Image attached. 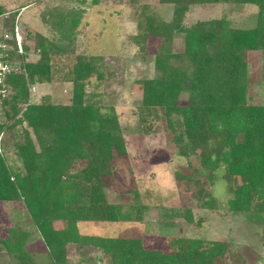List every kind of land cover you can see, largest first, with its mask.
<instances>
[{
    "label": "trees",
    "instance_id": "1",
    "mask_svg": "<svg viewBox=\"0 0 264 264\" xmlns=\"http://www.w3.org/2000/svg\"><path fill=\"white\" fill-rule=\"evenodd\" d=\"M100 1L79 0L73 5L71 0H57V4L42 8L40 18L59 27V34L70 43L71 33L86 8ZM194 2L254 4L255 24L248 28L233 27L227 17L221 16L186 26V15L193 2L159 0L162 5H170L167 19L148 3L137 4V31L128 35L129 40L146 54L148 36L158 38L153 62L155 75L143 82L141 107L164 118L179 155L186 157L195 148L200 149V164L208 171L209 180L221 164L226 167L232 194L227 208L233 214L261 220L260 240L264 244V104L249 101L246 60L248 50L264 52V0ZM3 14L0 6L1 28L12 29L15 17ZM175 33H183V43L176 51L171 48ZM32 35L33 48L40 58L25 65L31 81L37 75L48 76L51 54L68 52L67 43L57 45L38 33ZM24 49L27 52L26 44ZM97 60L100 65L102 56H79L71 71L68 70L74 84L69 104L29 103L21 116L11 122L9 128L13 129L25 120L35 140L25 128L17 131L13 144L22 165L16 170L11 169L0 152V200H24L42 234L51 264H66L64 247L70 240L100 247L110 264H232L225 259L230 248L226 241L177 237L170 240V251L163 252L145 248L136 237L76 232L77 220L110 221L122 216L120 206L109 203L103 191L111 174L113 155L124 152L117 115L112 106L102 110L85 101V80L93 71L98 72ZM11 83L9 118L17 114L27 99L24 75H13ZM181 95L186 98L185 103L180 101ZM211 141H217L214 150L209 149ZM73 160L85 164L69 174ZM67 177H72L70 196L74 203L64 207L62 198L69 191L65 190ZM202 202L204 207L215 206L213 196ZM55 219H69L73 227L52 229L51 222ZM16 238L9 237L5 245L18 249ZM20 259L24 263L27 257ZM27 260V264H32ZM233 262L249 264V258L235 256Z\"/></svg>",
    "mask_w": 264,
    "mask_h": 264
},
{
    "label": "rangeland",
    "instance_id": "2",
    "mask_svg": "<svg viewBox=\"0 0 264 264\" xmlns=\"http://www.w3.org/2000/svg\"><path fill=\"white\" fill-rule=\"evenodd\" d=\"M71 1L73 5L79 3V0ZM130 1L101 0L90 6L83 2L89 7L68 43L59 34V27L46 24L40 18L42 8L46 4H57V0H0L3 16L18 17L20 29L28 35L25 52L28 62L40 58L38 50L33 48L34 33L57 45L68 44V52L51 54L52 67L48 76L37 75L33 81L25 78L27 99L17 114L8 117L11 115L10 104L0 114V152L12 170L20 168L21 159L13 144L16 133L25 128L33 140L35 138L25 120L13 129L9 128L11 122L21 116L29 103L69 104L74 84L68 70L71 71L79 56H102L100 65L97 60L98 72L93 71L85 80V101L95 103L102 110L112 106L117 115L124 152L113 155L111 174L107 176L103 191L109 203L120 206L122 216L110 221L77 220L74 224L76 232L80 235L136 237L145 248L163 252L170 251V240L177 237L226 241L230 247L225 256L227 263L234 264L235 256H243L249 258V264H264V244L260 240L262 221L233 214L227 208V200L232 194L226 167L221 164L209 180L208 171L200 164V149L195 148L186 157L179 155L164 118L149 114L141 107L143 82L155 75L153 62L158 38L148 36L146 54L129 40L128 35L137 31L135 7L148 3L165 19L170 17L171 8L160 4L159 0ZM186 1L195 3L186 15V26L200 19L221 16L227 17L233 27L248 28L255 24L257 7L254 4ZM1 19L2 15L0 28ZM182 43L183 33H175L172 50L176 51ZM246 60L249 101L264 104V52L248 50ZM179 99L186 102L182 95ZM215 146L217 141H211L209 149L214 150ZM84 164L73 160L68 173ZM71 178L65 179V190L69 191L62 198L64 207L74 203L70 196L73 191ZM210 196L214 197L215 206L204 207L202 201ZM72 227L69 219L51 222L52 229L70 230ZM9 237H17L18 249L5 245L4 241ZM0 239V264H27V259L32 264H51L42 234L22 198L0 200ZM21 257H27L24 263ZM64 257L66 264H110L109 257L100 247L75 240L65 244Z\"/></svg>",
    "mask_w": 264,
    "mask_h": 264
},
{
    "label": "built area",
    "instance_id": "3",
    "mask_svg": "<svg viewBox=\"0 0 264 264\" xmlns=\"http://www.w3.org/2000/svg\"><path fill=\"white\" fill-rule=\"evenodd\" d=\"M25 44L27 39L18 25V17L15 18L12 29L0 28V114L7 109L12 92V76L22 73L27 81Z\"/></svg>",
    "mask_w": 264,
    "mask_h": 264
}]
</instances>
